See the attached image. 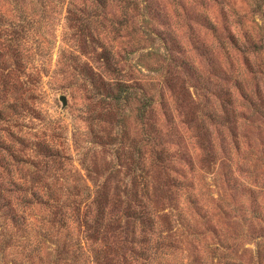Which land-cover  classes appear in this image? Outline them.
Listing matches in <instances>:
<instances>
[{
  "label": "rangeland",
  "instance_id": "rangeland-1",
  "mask_svg": "<svg viewBox=\"0 0 264 264\" xmlns=\"http://www.w3.org/2000/svg\"><path fill=\"white\" fill-rule=\"evenodd\" d=\"M102 2L0 0L17 23L22 12L32 20L18 61L5 65L9 84L31 89L13 92L16 114L0 124L18 154L13 179L103 183L118 212L125 185L143 174L152 241L170 236L151 251L155 264H264V0ZM48 146L62 166L22 165L43 162ZM41 185L31 190L44 194ZM32 212L39 240L55 230L42 208ZM12 213L0 208V264L23 244ZM68 238L81 242L75 229Z\"/></svg>",
  "mask_w": 264,
  "mask_h": 264
},
{
  "label": "trees",
  "instance_id": "trees-1",
  "mask_svg": "<svg viewBox=\"0 0 264 264\" xmlns=\"http://www.w3.org/2000/svg\"><path fill=\"white\" fill-rule=\"evenodd\" d=\"M32 1L38 0H5L9 5L18 2H22V5L31 4ZM20 18L22 23H17L0 6V124L10 123L13 114H16L15 107L18 102L13 97V92L19 89L31 91L30 87L25 85L23 90L20 82H7L11 73L5 65L14 57V62L18 61L17 47L21 44L19 39L28 31L27 27L32 21L23 15V12ZM126 90L127 86L123 91L116 93L117 97L114 99L123 97ZM148 103L146 99V104ZM146 104L143 103V108L151 106ZM23 106L27 110V106ZM252 107L255 108L253 103ZM11 137L0 136V159L9 157L5 160L6 166L3 168L6 177L0 178V208L8 207L13 212L9 221H13L15 226H20V230L25 234L22 236V245H11L15 250L13 254L16 255L11 261L12 264H155L156 257L151 251L163 249L161 244H165L170 236H162L160 233L158 242L161 244L152 241V236L155 235L152 229L157 226V216L150 207L149 200L144 202L147 198V188L143 186V174L139 176L140 179L133 177L129 184L125 185L120 210L115 212L113 199L104 193L103 183L91 181L86 184L82 178H76L72 185L58 184L56 180H52L43 186L41 179L33 178L26 182L13 179L12 161H16L18 154L14 150ZM44 150L45 153L41 156L43 162L36 164L26 158L25 161L22 160V165H28L30 170L32 168L31 172L45 173L52 169V165L62 166L67 160L52 147L48 146ZM25 184V188L31 191L29 195L25 190L20 192ZM40 185L46 187L47 192L40 195L31 190L38 189ZM55 185L59 189H77L78 194L56 193L52 191ZM15 192L18 195H15ZM36 206L42 208L47 217L55 220L53 224L57 225L55 230L51 227L45 231L40 240V233L37 231L39 225H34V221H39L32 212ZM50 224L52 226L51 221ZM0 228L5 230L7 227L2 224ZM61 229L66 231L63 240L57 237ZM72 229L79 233L81 242L68 238ZM0 235L3 236V232ZM5 235L8 237V233ZM6 248L7 246L0 248L1 263Z\"/></svg>",
  "mask_w": 264,
  "mask_h": 264
},
{
  "label": "water",
  "instance_id": "water-1",
  "mask_svg": "<svg viewBox=\"0 0 264 264\" xmlns=\"http://www.w3.org/2000/svg\"><path fill=\"white\" fill-rule=\"evenodd\" d=\"M59 100L61 101L62 103V107H65L66 105V101H65V98L63 96L59 97Z\"/></svg>",
  "mask_w": 264,
  "mask_h": 264
}]
</instances>
